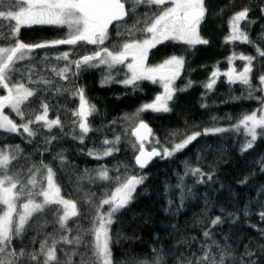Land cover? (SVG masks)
I'll use <instances>...</instances> for the list:
<instances>
[{
    "label": "trees",
    "instance_id": "1",
    "mask_svg": "<svg viewBox=\"0 0 264 264\" xmlns=\"http://www.w3.org/2000/svg\"><path fill=\"white\" fill-rule=\"evenodd\" d=\"M205 6L207 13L200 35L207 44L189 47L181 42L165 41L149 51V66H156L172 55L185 59L175 87L184 89L189 81L191 86L175 93L169 102V112L145 111L139 113L138 118L128 119L141 105L152 102L162 89L159 83L147 80L138 82L139 87L135 89L126 87L120 83L127 73L123 66L111 70L115 82L109 83L103 82L109 73L106 66L82 67L77 73L75 65H71L67 80L55 75L52 69L58 71L67 63L57 61V55L67 51L71 53L70 60H76L94 52V45L34 49L30 60L18 64L20 71L25 73L32 67L33 79L43 76L52 81L47 88L43 84L32 85L42 89L39 96L33 98L32 107L38 108L41 101L47 103L50 106L48 118L59 117L62 127L49 131L33 124L31 127L37 133L34 137L0 131V147L19 145L22 154L13 170L22 171L25 182L27 169L33 164L43 161L54 169L61 194L78 203L80 216L73 218L69 227L74 230L77 226L89 228L95 212L89 197L98 204L104 194L115 187L114 182L96 178L98 169H109L113 178L117 175L145 178L137 186L129 205L113 217L110 227L113 264H154L158 256L161 264H189L194 257L202 256V249L213 241L221 247L227 246L232 254L229 264H238L241 259L245 264L248 261L264 264V219L260 215L264 212V135L258 137L251 149L242 152L245 136L242 131L232 130L244 114L259 110L263 104L259 77L264 75V57L258 55L257 48L264 51V0H205ZM243 9L249 11L241 28L252 43L225 42L230 33V17ZM156 11L155 6L141 5L136 16L143 20L146 14ZM134 20L135 17L126 19L119 31L125 32ZM117 31L115 24L109 29V39L103 45L111 51H118L120 45L130 39L127 34L118 36ZM65 34V28L35 25L22 27L18 38L26 44H36L63 38ZM136 38L142 39L143 35L136 33ZM0 45L6 46L7 41L0 40ZM233 53L255 57L250 74L251 97L246 85L230 84L223 75L216 78L211 90L205 87L214 70L221 74L228 70L227 60ZM244 63L236 59L232 66L240 71ZM16 78L19 79V74ZM76 89H83L88 102L96 107V112L88 119L92 130L84 136L83 143L78 124L73 123L77 118L72 116L79 105V97L73 95ZM31 111L26 108L27 119H34ZM4 112L17 124L21 122L11 110L4 109ZM140 119L153 133L145 145L148 150L155 147L162 152L188 135L202 134L182 151L169 157L160 156L141 170L135 165L138 145L133 147L135 139L131 135V129ZM212 128L228 131L203 134L205 129ZM117 136L120 140L114 147L118 151L111 156L96 159L88 154L91 150L102 155L106 147L103 141H115ZM48 140L51 143H47ZM57 154L63 156V164ZM191 168H199L202 175H193ZM217 217L221 223L213 225ZM47 219L51 221L52 213H47ZM42 225L43 220H33L24 237L14 241V246L38 250L44 233L54 230L49 223L41 231ZM206 231L209 237L204 236ZM69 235H75V231ZM34 237L35 244L32 243ZM71 250L72 246L58 247L61 264L65 260L64 251ZM80 251L84 252V248ZM211 251L213 255L218 254L215 246ZM249 252L251 256L247 255ZM73 260L79 264L80 257H73Z\"/></svg>",
    "mask_w": 264,
    "mask_h": 264
},
{
    "label": "snow or ice",
    "instance_id": "2",
    "mask_svg": "<svg viewBox=\"0 0 264 264\" xmlns=\"http://www.w3.org/2000/svg\"><path fill=\"white\" fill-rule=\"evenodd\" d=\"M141 5L155 6L156 12L145 15L143 20L136 16V10ZM248 9L234 13L229 21L230 33L225 37V42L240 41L251 44L247 32L241 28V22L248 16ZM207 9L205 0H0V40H6L7 45H0V89L6 94L0 95V131L9 134L23 135L27 137L36 136L31 125L37 124L49 131L53 127H62L59 117L49 119V105L40 102L38 108H33V98L38 97L41 88L32 85L43 84L46 88L52 85V81L41 76L33 79V69L28 67L21 72L18 64L24 60H30L34 49L48 48L57 45H69L76 47L79 44L94 45L96 50L89 55H83L79 59L70 60V52L60 53L55 57L57 61H66L65 67L58 71L53 68L55 75L67 80L70 66L75 65L78 71L82 67L106 66L109 70L104 78V83L115 82L111 70L118 65H125L127 73L120 81L126 87L133 89L139 87L140 81H151L159 83L163 91L155 96L152 102L145 103L128 119L139 117V113L145 111L169 112V102L173 100L177 91H185L191 86V81L184 89L175 87L176 80L180 77L184 68L185 59L182 56L172 55L156 66L146 64L149 51L165 41L181 42L194 47L198 44H207L208 41L200 35V27L205 20ZM135 17L134 23L125 32L119 31L124 26L126 19ZM117 25L118 36L127 34L130 39L125 40L118 51H111L103 46L109 39V28ZM142 24V26H141ZM34 25H48L57 28H66L67 32L63 38L54 39L36 44H26L19 40L22 27ZM136 33H141L143 38H136ZM14 40V43L12 42ZM260 57H264V51L257 48ZM129 57L131 62H127ZM47 59V57H45ZM239 59L244 61L242 70L237 71L233 67V61ZM255 57L233 53L228 57L229 68L224 73L214 70L210 81L205 87L211 90L220 75L227 77L228 82L241 83L249 88V97L252 95V84L250 74L253 72V61ZM77 73H72L76 75ZM19 74V79L16 75ZM27 74V78L25 75ZM259 83L264 91V75L259 77ZM59 91V90H58ZM73 95L79 97V105L72 112L77 119L73 121L78 124L81 143L84 136L92 129L88 123V117L96 112L95 105L88 102L83 89H76ZM261 103H264L262 99ZM10 109L12 113L20 117L17 124L4 109ZM26 108H31L34 119H27ZM22 129V132H21ZM232 130L237 133L243 132L245 143L241 151L251 149L259 136L264 135V108L244 114ZM228 131L224 128L205 129L203 134L220 133ZM202 133L196 132L188 135L179 143H175L171 149L164 148L162 152L153 147L146 151L145 141L153 135L149 126L140 119L131 129V135L135 137L133 147L138 145V154L135 155V163L141 169L144 168L154 156L169 157L176 152L185 149L192 141L196 140ZM52 139H55L53 137ZM120 137L115 141L104 140L106 146L102 155L98 152L89 151L90 156L96 159L102 156H111L114 147ZM51 143V140L46 141ZM22 150L19 145L0 147V264H61L57 255L58 247L61 245L72 246L71 251H64L65 260L63 264H75L73 257L79 256V264H113L111 251L110 227L113 217L120 210L126 208L133 198V193L138 185L142 184L144 177L126 175L111 177L109 169L101 168L96 171V178L100 181H111L115 187L105 193L95 203L89 197V203L95 207L91 218V226L82 229L79 226L74 230L69 227L73 218L80 216L77 201L65 198L61 193V186L56 181V172L52 167L41 161L33 164L27 169L26 182L22 171H14L15 162L21 157ZM63 164L64 158L57 154ZM264 163V161H262ZM193 175L201 174L199 168L189 169ZM87 179L92 180L91 176ZM211 179V177H209ZM107 206V211L104 207ZM47 213H52V219H47ZM264 219V212L261 214ZM33 220H43L41 231L49 223L53 226L52 233H44V238L39 241V249L29 250L26 247L17 249L14 241L22 239L31 226ZM221 223L219 217L212 221L213 225ZM75 231V235H69ZM205 237L210 233L205 232ZM32 243H36L34 237ZM213 246L218 249V254L213 255ZM84 248V252L80 249ZM203 255L194 257L189 264H229L232 258L227 246L221 247L213 241L202 249ZM251 256L252 253H247ZM146 264V262H141ZM154 264H161L158 256ZM238 264H245L241 259ZM248 264H255L248 261Z\"/></svg>",
    "mask_w": 264,
    "mask_h": 264
},
{
    "label": "water",
    "instance_id": "3",
    "mask_svg": "<svg viewBox=\"0 0 264 264\" xmlns=\"http://www.w3.org/2000/svg\"><path fill=\"white\" fill-rule=\"evenodd\" d=\"M115 25V23L113 24V25H111L110 26V28L112 27V26H114ZM109 28V29H110ZM88 119H89V117H88ZM148 125V124H147ZM150 128V127H149ZM151 138V137H150ZM150 138H149V140H150ZM134 139H135V137H134ZM149 140L148 141H145V145L149 142ZM145 149H146V151H151V150H148L147 148H146V146H145ZM160 156H154V157H152V159L148 162V164L144 167V168H140L138 165H136V163H135V165H136V167L138 168V169H141V170H143V169H145L153 160H155V159H158Z\"/></svg>",
    "mask_w": 264,
    "mask_h": 264
},
{
    "label": "rangeland",
    "instance_id": "4",
    "mask_svg": "<svg viewBox=\"0 0 264 264\" xmlns=\"http://www.w3.org/2000/svg\"><path fill=\"white\" fill-rule=\"evenodd\" d=\"M35 26V25H34ZM65 30H66V32H67V29L65 28ZM127 62H131V58L129 57V59H128V61H126V63ZM146 64H147V61H146ZM101 66H103V65H101ZM119 66H123L125 69H126V71H127V68H126V64L125 65H119ZM149 66V65H148ZM161 89H162V91H163V88L161 87ZM0 90H2V89H0ZM263 93H264V91H263ZM4 94H6L5 92H4V90H3V93L2 94H0V95H4ZM262 108H264V103L262 104V106L260 107V109H262ZM7 109V108H6ZM8 110H10V109H8ZM104 211H107V206H105L104 207V209H103Z\"/></svg>",
    "mask_w": 264,
    "mask_h": 264
}]
</instances>
